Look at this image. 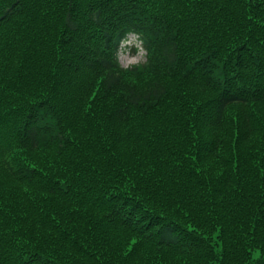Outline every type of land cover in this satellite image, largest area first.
<instances>
[{
	"label": "trees",
	"instance_id": "1",
	"mask_svg": "<svg viewBox=\"0 0 264 264\" xmlns=\"http://www.w3.org/2000/svg\"><path fill=\"white\" fill-rule=\"evenodd\" d=\"M0 264H264V0H0Z\"/></svg>",
	"mask_w": 264,
	"mask_h": 264
},
{
	"label": "rangeland",
	"instance_id": "2",
	"mask_svg": "<svg viewBox=\"0 0 264 264\" xmlns=\"http://www.w3.org/2000/svg\"><path fill=\"white\" fill-rule=\"evenodd\" d=\"M117 59L122 68H127L145 61V52L135 36H128L121 44Z\"/></svg>",
	"mask_w": 264,
	"mask_h": 264
}]
</instances>
